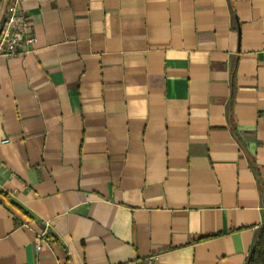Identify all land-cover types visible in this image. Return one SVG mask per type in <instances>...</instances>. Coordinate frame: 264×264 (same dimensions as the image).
<instances>
[{
	"label": "crops",
	"instance_id": "obj_1",
	"mask_svg": "<svg viewBox=\"0 0 264 264\" xmlns=\"http://www.w3.org/2000/svg\"><path fill=\"white\" fill-rule=\"evenodd\" d=\"M14 2L33 42L0 56V264H246L264 0H0V31Z\"/></svg>",
	"mask_w": 264,
	"mask_h": 264
},
{
	"label": "built area",
	"instance_id": "obj_2",
	"mask_svg": "<svg viewBox=\"0 0 264 264\" xmlns=\"http://www.w3.org/2000/svg\"><path fill=\"white\" fill-rule=\"evenodd\" d=\"M16 2L10 8L6 15L5 21L0 31V56L10 57L21 54L23 44L33 42L30 34V25L28 18L17 12ZM1 143H6L3 141ZM43 239V234L37 237L36 250H40V242Z\"/></svg>",
	"mask_w": 264,
	"mask_h": 264
},
{
	"label": "trees",
	"instance_id": "obj_3",
	"mask_svg": "<svg viewBox=\"0 0 264 264\" xmlns=\"http://www.w3.org/2000/svg\"><path fill=\"white\" fill-rule=\"evenodd\" d=\"M246 264H264V223L256 233Z\"/></svg>",
	"mask_w": 264,
	"mask_h": 264
}]
</instances>
